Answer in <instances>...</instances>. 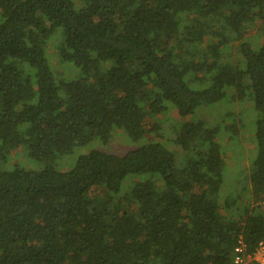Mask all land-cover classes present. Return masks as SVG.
<instances>
[{"label": "trees", "instance_id": "1", "mask_svg": "<svg viewBox=\"0 0 264 264\" xmlns=\"http://www.w3.org/2000/svg\"><path fill=\"white\" fill-rule=\"evenodd\" d=\"M262 203L264 0H0V264H232Z\"/></svg>", "mask_w": 264, "mask_h": 264}, {"label": "rangeland", "instance_id": "2", "mask_svg": "<svg viewBox=\"0 0 264 264\" xmlns=\"http://www.w3.org/2000/svg\"><path fill=\"white\" fill-rule=\"evenodd\" d=\"M256 27L257 26H254L253 28H251L248 31L247 35L254 37L256 35ZM236 108H238V107H236V106L233 107L232 104H224L222 106V109H233L234 111H232V113L235 111L237 112L238 109H236ZM250 117H251L250 112H247L246 110H240L239 111V114H238L236 119L239 120L240 133L237 135L236 138H233L229 142H228V135L229 134H225L223 131H220L218 133V135L216 136V141L218 143L221 142V144H222L224 142L225 144H227V149H226L227 153L232 152L233 158H235L236 155L243 153L247 149V147L251 146L250 142H251V139L253 140L254 125L251 124L252 121H250L251 120ZM177 119L180 120L179 118H177ZM145 123L150 124V123H152V120H146ZM228 123L229 122L226 121V123L223 125H228ZM243 124H244V126H243ZM119 132H121V131L115 130V132L113 133V134H115V136L113 138H111V140L105 146H100V147L98 146V148L96 147V149L99 151H102V152H107L109 154H115V155L120 156V155H123L125 150H127L128 148L129 149L135 148V147L141 145L140 141L137 143H133L130 141L131 142L130 143L123 135H116ZM225 138L227 139V142H225ZM229 144L235 146L234 149H231L229 147ZM83 150H85V149H83ZM241 162L244 166L246 165V162H244V161H241ZM228 166L229 167L233 166L232 160H230L228 162ZM248 197H249V195H246L245 200H248Z\"/></svg>", "mask_w": 264, "mask_h": 264}, {"label": "built area", "instance_id": "3", "mask_svg": "<svg viewBox=\"0 0 264 264\" xmlns=\"http://www.w3.org/2000/svg\"><path fill=\"white\" fill-rule=\"evenodd\" d=\"M264 209V203L261 204ZM245 246L242 241H238L237 247L234 249V258L232 264H248L250 260H254L259 264H264V241L257 244V247L252 255H243Z\"/></svg>", "mask_w": 264, "mask_h": 264}]
</instances>
